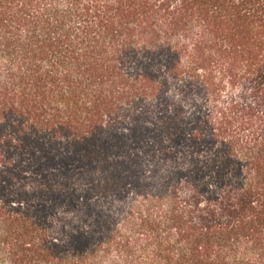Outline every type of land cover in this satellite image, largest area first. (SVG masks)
Segmentation results:
<instances>
[{"label":"trees","instance_id":"1","mask_svg":"<svg viewBox=\"0 0 264 264\" xmlns=\"http://www.w3.org/2000/svg\"><path fill=\"white\" fill-rule=\"evenodd\" d=\"M0 264H264V0H0Z\"/></svg>","mask_w":264,"mask_h":264}]
</instances>
